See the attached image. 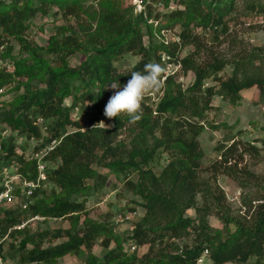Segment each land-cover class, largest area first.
<instances>
[{"label":"trees","instance_id":"trees-1","mask_svg":"<svg viewBox=\"0 0 264 264\" xmlns=\"http://www.w3.org/2000/svg\"><path fill=\"white\" fill-rule=\"evenodd\" d=\"M166 1L162 2L167 5ZM236 1L175 0L176 9L161 15L165 24L160 19L155 26L147 24L142 14L131 18L104 0L99 4L97 31L90 37L94 52L78 66L69 63L70 56L84 51L77 36L51 34L45 46H38L27 40L26 33L33 18L52 10L63 17L78 18L87 0L0 1V57L7 61L13 49L10 41L23 56L9 64L10 70L0 71V88L15 81V89L22 88L10 107L0 113V131H9L6 137L0 132V169L15 161L20 175L34 180L35 161L16 153L13 138L40 141L33 152L59 141L43 158L52 168L44 170L46 180L33 192L27 208L2 210L0 237H21L17 245L11 244L16 264H57L64 257H75L81 264H197L202 255L209 264H246L250 258H255V264H264V188L246 215L249 218L233 222L224 211L223 191L215 182L219 175L236 180L233 154L237 146L242 147L239 157L245 153L256 155L264 151V138L259 141L260 147L243 142L231 144L222 150L219 160L207 167L202 164L203 151L198 142L204 131L198 121L212 109L214 96L235 105L242 91L256 88L264 104V53L253 50L227 63L207 50L203 42L208 37L209 45H216L228 35ZM147 6L145 15L150 19ZM263 13L262 7L251 3L243 15L256 17ZM176 25L180 29L175 32L179 44L166 46L154 36L155 31ZM186 46L192 50L179 57ZM162 53L177 59L184 75L191 74L188 87L183 89L169 77L154 108L141 101L142 117L135 123H129L123 113L109 118V127L91 121L84 128L70 118L82 101L91 102L99 114L108 83L117 78L123 86L131 72H143L148 63L161 65ZM127 54L136 57L137 62L129 68L116 67L115 63ZM226 66L231 67L230 73L222 77L220 73ZM65 100L70 104L65 105ZM37 118L43 128L35 124ZM163 155L166 163L155 173L153 168ZM97 169L121 177L125 190L138 199L133 203L143 211L125 237L115 234L108 220L89 216L86 199L106 182ZM204 170L211 173L210 178L201 177ZM47 185H51L49 191L45 190ZM189 210L195 211L196 220L186 215ZM211 214L234 231L224 236L212 234L206 221ZM36 216L45 221L62 220L67 227L34 234L26 225L12 229ZM190 234L197 239L195 245L178 243ZM127 241L134 249L157 246L158 252L154 257L139 256L135 250L128 254L123 249Z\"/></svg>","mask_w":264,"mask_h":264},{"label":"rangeland","instance_id":"rangeland-1","mask_svg":"<svg viewBox=\"0 0 264 264\" xmlns=\"http://www.w3.org/2000/svg\"><path fill=\"white\" fill-rule=\"evenodd\" d=\"M102 1L104 0H87L84 10L78 18L63 17L55 14L54 10L50 11L45 16L37 15L29 23V29L26 33L27 40L38 46H45L51 34H56L59 37L62 35H75L84 51L83 53L77 52L70 56L69 63L71 66L80 65L86 60L87 56L94 52L90 37L97 31V14L99 11V4ZM106 1L112 6L126 11L127 15L131 18H136L139 15L136 13L135 7H133L130 0ZM141 1L145 9L148 4L147 11L150 10V19L156 17L157 20L161 19V22L165 24V22L162 21L161 15L169 11L164 8L159 10L152 6L153 3L159 0ZM171 1H173L176 9L175 0H168L166 3ZM251 3L264 9V0H237L236 10L233 13L234 15H231L234 20L229 25L230 30L228 35L222 36L219 44L211 46L209 45L210 41H206L208 37L203 39L205 48L227 63L245 57L253 50H261V52L264 53V13L256 17H246L243 15L246 7ZM145 19L149 20L148 18ZM148 22L149 21H146L147 24H153ZM168 29L176 33L180 31L177 25L174 26V28ZM195 32H200V30L196 29ZM144 43L147 44V38L145 37ZM10 44L13 49L7 56L6 63L8 65L17 58L23 57L19 52V47L13 41H10ZM191 50V46L184 47L179 57H183ZM45 58L50 63V58L47 56H45ZM137 60L136 57L127 54L124 55L119 62H116L115 65L121 69L129 68L135 64ZM230 70L231 67L226 66L220 75L226 77L229 75ZM173 79L184 89L191 83L192 76L190 73L184 75L181 71ZM206 83L210 85L211 82L207 80ZM16 85L17 83L15 81L8 87L0 88V113L6 111L16 97L22 93V88L19 90L15 89ZM64 104L69 105L70 101L65 100ZM79 104L80 105L70 113V118L73 121H78L84 128L90 125L91 121L92 123H99L101 119H99V114L95 112L91 102L82 101ZM211 105L212 109L206 113L205 119L198 121L204 128V131L198 136V142L203 151V166L207 167L213 161L219 160L222 150L233 143H250L260 147L259 141L264 138V130L262 129L264 126V104L256 88L242 91L241 99L235 105L219 97H216L215 101H211ZM101 121L103 126L109 127L111 125L107 117H104ZM37 125L42 127V121L41 124ZM7 134L9 135V133ZM123 137L124 135L121 136V138ZM13 139L15 140L16 153H23L25 158L31 156L33 149L40 142L34 139L28 141L20 136ZM241 148V145H238L233 154L234 160L237 162L236 166H233L236 172V180L228 178L225 175H219L215 178L216 185L223 191L224 211L233 222H241L244 218H249L246 215L250 214L253 206H255L260 197L261 189L264 188V151L260 150L256 155L245 153L239 157L238 154L241 152ZM166 158V155H163L161 161L153 168L155 173H158L165 165ZM231 164H234L232 160ZM46 167L50 169L52 168V164L46 163ZM4 168L7 169L6 173H3ZM97 170L106 177V182L100 189L93 191L87 197L86 208L89 216L95 220H108L113 226L114 233L121 238L122 236L125 237V234L130 232V229H132L134 224L143 215L142 209L139 208L136 203H133L137 202L138 199L125 190L121 177H115L113 174L106 173V171L101 169ZM4 174L8 176L13 175L11 163L0 169V183ZM210 174L209 171L204 170L200 175L203 178H210ZM45 188V190L49 191L51 185H47ZM78 199L81 198L79 197ZM7 207L14 208L17 207V204L1 207L0 219L2 217V210ZM186 215L192 220H196L197 215L194 210L187 211ZM206 221L212 234L224 236L234 231L231 226L226 228L216 215L211 214L206 218ZM195 224L196 221L194 222V225ZM25 225V228L29 230L30 234L67 227V223L62 220L30 221L25 223ZM20 240L21 237L18 236L15 238H10V236H8L4 240L0 237V264L17 263L16 260L12 258L13 253L11 244L17 245ZM196 240L195 236L190 234L188 237L180 239L178 243L180 245L193 246L196 244ZM57 242H61V240ZM133 247V243L128 241L123 245V249L128 254L135 250L139 256L149 254L151 257H154V254L158 252L157 246H154L151 250L148 249V246L136 247L135 249H133ZM94 251L97 253L98 248H95ZM255 261V258H250L246 264H255ZM209 263L205 255H202L197 262V264ZM57 264H81V262L75 257H64L60 259Z\"/></svg>","mask_w":264,"mask_h":264},{"label":"built area","instance_id":"built-area-1","mask_svg":"<svg viewBox=\"0 0 264 264\" xmlns=\"http://www.w3.org/2000/svg\"><path fill=\"white\" fill-rule=\"evenodd\" d=\"M133 7H135L136 13L139 15L142 14L144 18H146L145 15V6H143V3L141 0H130ZM154 8L166 9L167 11H172L175 9V6L173 4V1L169 2L167 5H165L162 1H157L152 4ZM148 23H153L155 26L158 25V20L155 19H149ZM154 36L162 42L164 45H169L171 43L179 44V37L175 32H172L168 28H161L154 32ZM3 52V46H0V56ZM160 63L164 69L163 73L161 74V80H162V87L159 91H148L144 94L142 100L145 101L146 105H150L153 108L156 106V104L159 102L162 94H163V87L166 82V80L169 77H175L181 72V66L177 59L172 58L171 56L162 53L160 55ZM1 70H10L9 65L3 61L0 57V71ZM181 79V78H180ZM113 90L111 88H108L105 92L106 99L104 102V105L98 115L99 119H104L103 110L104 107L109 99V97L112 95ZM97 122L98 126H102V121ZM35 124H41V119L37 118L35 121ZM1 132V136L5 137L9 133L8 129H3ZM59 143V141H51L48 145L44 146L41 150H38L36 152H33L31 156L26 157V159L34 160L37 170V177L34 180H27L23 178L19 171V164L15 161L11 162V168H13V175L8 176L4 174V177L1 180V191H0V208L4 206H10L13 204H17V206L24 210L27 208L29 204V198L32 196L33 192L37 189L42 187V182L46 180L45 175V167L46 162L43 160L44 156L52 151L55 146ZM7 169H3V173H6ZM43 218L40 217H33L31 219H28L25 223H28L30 221H41ZM23 223L20 226H14L12 229H19L25 225ZM11 229L8 230V232ZM6 238V235L3 236L2 240ZM134 249V247H133Z\"/></svg>","mask_w":264,"mask_h":264},{"label":"clouds","instance_id":"clouds-1","mask_svg":"<svg viewBox=\"0 0 264 264\" xmlns=\"http://www.w3.org/2000/svg\"><path fill=\"white\" fill-rule=\"evenodd\" d=\"M164 69L157 63H148L143 72H131L126 84L121 86L116 78L106 85L113 90L103 115L118 118L122 113L129 117V123H135L142 117L141 101L148 91H159L162 87L161 74Z\"/></svg>","mask_w":264,"mask_h":264},{"label":"crops","instance_id":"crops-1","mask_svg":"<svg viewBox=\"0 0 264 264\" xmlns=\"http://www.w3.org/2000/svg\"><path fill=\"white\" fill-rule=\"evenodd\" d=\"M217 96H214L213 98H212V100L211 101H215V98H216Z\"/></svg>","mask_w":264,"mask_h":264}]
</instances>
